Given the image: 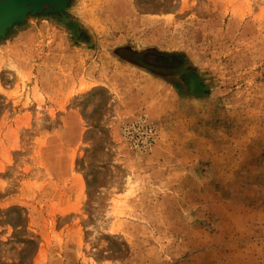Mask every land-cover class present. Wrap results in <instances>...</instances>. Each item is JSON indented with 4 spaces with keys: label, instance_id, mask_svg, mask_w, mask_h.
<instances>
[{
    "label": "rangeland",
    "instance_id": "1",
    "mask_svg": "<svg viewBox=\"0 0 264 264\" xmlns=\"http://www.w3.org/2000/svg\"><path fill=\"white\" fill-rule=\"evenodd\" d=\"M65 15L0 40V264H262L233 196L264 205V0Z\"/></svg>",
    "mask_w": 264,
    "mask_h": 264
},
{
    "label": "crops",
    "instance_id": "2",
    "mask_svg": "<svg viewBox=\"0 0 264 264\" xmlns=\"http://www.w3.org/2000/svg\"><path fill=\"white\" fill-rule=\"evenodd\" d=\"M262 203V200L257 198L249 201L245 196H233V250L245 251L248 246H257V243H253L256 237L264 236ZM247 240L251 243H245ZM260 247H264V242L260 243ZM241 260L246 261L244 258ZM260 262L264 264V258L257 261Z\"/></svg>",
    "mask_w": 264,
    "mask_h": 264
},
{
    "label": "water",
    "instance_id": "3",
    "mask_svg": "<svg viewBox=\"0 0 264 264\" xmlns=\"http://www.w3.org/2000/svg\"><path fill=\"white\" fill-rule=\"evenodd\" d=\"M70 0H0V40L15 27L25 23L28 16L52 14L67 22L66 11Z\"/></svg>",
    "mask_w": 264,
    "mask_h": 264
},
{
    "label": "flooded vegetation",
    "instance_id": "4",
    "mask_svg": "<svg viewBox=\"0 0 264 264\" xmlns=\"http://www.w3.org/2000/svg\"><path fill=\"white\" fill-rule=\"evenodd\" d=\"M153 66H155V67H156V66H158V65H156V64H153Z\"/></svg>",
    "mask_w": 264,
    "mask_h": 264
}]
</instances>
